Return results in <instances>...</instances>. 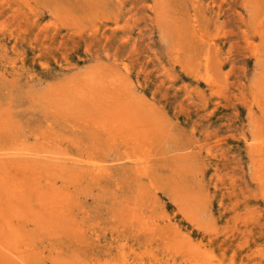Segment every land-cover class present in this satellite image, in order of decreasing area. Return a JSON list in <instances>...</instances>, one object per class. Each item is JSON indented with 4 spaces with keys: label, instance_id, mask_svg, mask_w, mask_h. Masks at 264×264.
Listing matches in <instances>:
<instances>
[{
    "label": "bare ground",
    "instance_id": "1",
    "mask_svg": "<svg viewBox=\"0 0 264 264\" xmlns=\"http://www.w3.org/2000/svg\"><path fill=\"white\" fill-rule=\"evenodd\" d=\"M89 3L86 12L107 14V2ZM149 12L156 34L169 42L173 62L207 87L216 84L209 70V54L202 60L196 56L197 40L205 36L198 14L185 8L181 12L171 0H150ZM254 46L253 59L261 71L253 75L250 85L264 98V44ZM90 60L62 68V77L47 82L41 90L30 85L13 97L10 107L0 100V257L10 264H45L49 255L46 258L38 243L56 233H67L64 237L73 239L71 243L84 244L87 227L75 215L79 213H74L75 208L81 209L83 194L114 177L122 205L117 206L116 217L139 241H120L122 245L106 246L105 254L90 258L85 251L68 254L62 242L50 253L54 264L219 263L215 252L203 249L181 227L187 222L197 231L211 233L204 219L210 200L193 170L184 166L188 154L183 151L185 146L178 145L157 92L144 87L141 72L129 63L122 67L102 57H94L91 64ZM186 94L192 95L193 90L187 88ZM23 100L27 108L19 113L40 114L46 128L33 129L19 120L16 106ZM249 146L254 156L262 158L263 163L259 161L254 168L264 188V136L257 134ZM110 152L121 157L111 163ZM159 196L174 207L172 214L163 210L166 204L160 203ZM174 218L180 222H173ZM143 236L144 242L140 240Z\"/></svg>",
    "mask_w": 264,
    "mask_h": 264
},
{
    "label": "rangeland",
    "instance_id": "2",
    "mask_svg": "<svg viewBox=\"0 0 264 264\" xmlns=\"http://www.w3.org/2000/svg\"><path fill=\"white\" fill-rule=\"evenodd\" d=\"M103 1L109 6L107 14L95 16L86 12L89 0H0V100L8 104L3 107L12 106L13 97L30 85L41 90L62 77V68L69 64L86 59L90 63L94 57L111 64L117 61L122 67L129 63L141 72L144 87L157 92L177 143L188 154L184 166L193 170L204 195H209L204 219L211 233L197 231L187 222L181 227L203 249L217 254L220 261L216 264H264V188L254 168L263 161L249 146L257 134L264 136V98L250 85L253 75L261 71L252 48L264 44V0H171L174 8L197 13L203 23L205 36L197 40L196 56L202 60L209 54L210 74L218 83L211 87L173 62L169 42L153 28L150 0ZM187 88L193 90L192 95L186 94ZM24 100L16 106L19 120L33 129L46 128L40 114L19 113L27 108ZM116 154L108 153L111 163L121 157ZM115 179L102 183L105 188L96 184L93 191L83 194L81 209L75 208L74 213L79 212L75 215L87 227L88 235L81 238L86 245L71 243L73 239L65 238L67 233L53 234L38 243L46 258L49 255L45 264H54L50 253L62 242L68 254L85 251L90 258L105 254L106 246L122 245L120 241H139L116 217L122 205ZM159 197L166 204L163 210L172 214L171 203ZM6 260L0 257V264H8Z\"/></svg>",
    "mask_w": 264,
    "mask_h": 264
}]
</instances>
